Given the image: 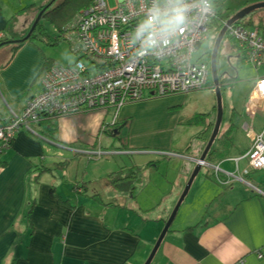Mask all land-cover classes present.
<instances>
[{
	"label": "crops",
	"instance_id": "1",
	"mask_svg": "<svg viewBox=\"0 0 264 264\" xmlns=\"http://www.w3.org/2000/svg\"><path fill=\"white\" fill-rule=\"evenodd\" d=\"M50 1L0 0V38L22 39ZM30 43L14 53V43L0 48V120L19 114L41 91V71L51 62ZM185 96L147 92L121 108L116 128L107 123L111 110H93L20 129L0 168V264H144L167 213L152 218L146 212L152 206L130 201L129 207L133 196L120 193L129 190L115 188L108 177L120 172L129 181L127 173L152 167L157 158L180 159L185 169L188 160L194 168L209 136L207 127L184 124L191 117L180 113ZM245 102L239 114L249 144L235 145L236 155L226 160L206 162L194 215L170 226L151 264H264V169L243 174L247 163L234 160L250 147ZM235 114L222 121L221 133ZM213 119L208 114L207 121ZM63 162L68 166L59 167ZM213 166L230 175L220 174L225 183L215 179ZM113 199L120 202L112 205Z\"/></svg>",
	"mask_w": 264,
	"mask_h": 264
},
{
	"label": "built area",
	"instance_id": "2",
	"mask_svg": "<svg viewBox=\"0 0 264 264\" xmlns=\"http://www.w3.org/2000/svg\"><path fill=\"white\" fill-rule=\"evenodd\" d=\"M175 6L172 0H116L113 7L107 0H93L63 29L76 56L73 64L43 72L40 93L27 99L19 114L12 112L8 122L0 121V140L8 141L20 127L33 131L30 125L43 116L61 118L111 110L109 125L113 126L121 108L140 101L147 92L158 97L187 95L206 87L210 65L194 61L193 55L208 40L216 16L209 0H181L179 6L187 9L184 24L164 33L162 23L157 22L141 34L153 10L159 9L164 19L163 13ZM237 22L228 26L225 34L235 41L247 65L264 67V35ZM150 39L156 41L155 46H149ZM245 112L250 120L244 125L250 147L234 159L236 164L247 161L243 174L264 169V126L256 132L253 125L258 113L264 117V76L255 79ZM212 168L220 183L226 182L221 173L230 177L218 166Z\"/></svg>",
	"mask_w": 264,
	"mask_h": 264
},
{
	"label": "rangeland",
	"instance_id": "3",
	"mask_svg": "<svg viewBox=\"0 0 264 264\" xmlns=\"http://www.w3.org/2000/svg\"><path fill=\"white\" fill-rule=\"evenodd\" d=\"M218 1V10L222 17L229 18L234 15L237 11L242 9L247 5H252L255 3H259V0H217ZM63 0H55L54 6L62 3ZM108 5L110 7L115 6L116 0H107ZM70 7V6H69ZM65 7L66 9L69 8ZM43 9V8H42ZM40 11V9H39ZM38 11V13H39ZM76 15V14H75ZM74 15V16H75ZM73 16V17H74ZM69 19L66 25L73 19ZM53 19V17L51 18ZM243 25L249 29H254L257 24L264 25V8L257 9L256 12L246 19H242ZM40 25L43 27L45 32L49 35V38L46 40H41L38 37H35L33 40H30V44L34 47H37L44 58H47L51 63H48L45 68L41 71V76L45 70L52 66L56 67H69L73 64L76 56L72 55L70 47L66 41L58 40L57 31L52 26L49 18H41L39 21ZM65 25V26H66ZM218 27L214 24H211L209 30V38L207 41L203 42L198 49L195 51L193 58L196 60H203L210 65V60L208 55L211 52L214 39L217 35ZM27 34V33H26ZM9 46V45H7ZM11 46V45H10ZM237 45L234 40L230 39L227 34H224L223 39L220 43L218 53H217V72L219 75V83L221 85V95H222V107H223V123L224 124L233 111L235 114L233 122L237 128V136L235 137V145L237 148H244L249 143L247 139L242 134L243 129L241 130V116L239 114L241 110L242 104L247 99L249 92L251 91L254 81L256 78L264 76V67H253L247 65L244 61V55L240 50H237ZM4 49H8L5 47ZM238 54L241 56L237 58ZM83 62L86 61L83 59ZM40 76V77H41ZM212 78L211 75L208 79V82L211 84ZM208 83V84H209ZM213 90V85H207L201 90L191 92L185 96L184 103L181 107L180 113L185 115H194L198 113H207L216 117V99L215 93ZM108 122L110 121V115L107 117ZM254 130L256 132H260L264 126V117L261 114H257L254 120ZM113 129V128H112ZM221 133V130H219ZM182 136V134H179ZM188 135L183 134L182 137ZM250 146V145H249ZM157 158L153 159L154 165L152 167L144 166V169L139 173L136 178H129V186L130 190L127 192H120L121 194H128L134 197L132 200H128V206L131 207L137 202L138 206H152L148 212L149 216L154 218L156 213H164L166 211L167 217L169 218L174 206L176 205L184 187L186 184V173L190 176L193 169L191 168V163L186 160L184 163L186 165L187 172L185 171L184 164L180 159H172L169 162H166L164 159ZM247 163L245 159H242ZM84 160H81L80 168ZM114 163L117 166H120L119 160H114ZM154 166V167H153ZM208 167L202 166L200 173L194 178L192 185L181 203L177 214L171 224L172 228L176 226L174 224L175 221L178 220L179 217L184 216H192L194 215V210L192 208V203L200 202L202 199H197L195 197V193L197 189L201 187L199 181L205 178V174L208 172ZM133 171H137V168H134ZM185 174V176L182 175ZM126 177V174H123ZM117 186H121L124 190L128 183L125 180L117 183ZM120 188V187H119ZM91 190V189H90ZM103 200H106L107 194L102 193ZM193 200V201H192ZM120 199H113L112 205L119 203ZM134 208V207H133ZM196 213V212H195ZM198 213V211H197ZM165 221V219L163 218ZM165 224V223H164ZM162 230V229H161ZM161 232V231H160Z\"/></svg>",
	"mask_w": 264,
	"mask_h": 264
},
{
	"label": "trees",
	"instance_id": "4",
	"mask_svg": "<svg viewBox=\"0 0 264 264\" xmlns=\"http://www.w3.org/2000/svg\"><path fill=\"white\" fill-rule=\"evenodd\" d=\"M92 1L93 0H63L62 3H59V4L55 5V6H54V2H55L54 1L53 4L49 8H47L45 10V12L42 14L41 18H49L52 26H54V28L56 29V31L58 33L56 39L58 40V38H59L60 40L65 41L64 34H63V29H64L67 21L69 19H71L75 14L79 13L80 11H84L87 8H89L90 5L92 4ZM209 1L211 2L214 10L216 11V16L212 20L211 24L216 25L218 27V31L217 32H219V30L223 26V22L225 20L229 19V16H227V17H222L221 16V14L219 13V10H218V6L219 5L217 4L218 3L217 0H209ZM67 6L68 7L70 6V7L68 9H66V11H65L64 9ZM44 7L45 6L41 7L40 10L42 8H44ZM255 12L256 11H254L251 14H249L248 16L254 14ZM248 16H246V17H248ZM52 17H53V19H51ZM246 17L244 19H246ZM237 23L243 24L242 20L238 21ZM245 26H248V24H246ZM254 29H257L262 35H264V25L262 26L261 24H257V26ZM35 37H38L39 39H41L43 41L49 38V35L45 32V30L40 25V23L37 24L35 30L31 33V35L29 36V38L27 40L21 41L18 44H13V47H11V52L14 53L25 42H30V40H33ZM4 41H7V39H3V37H1L0 38V43H2ZM208 57H209V55H208ZM48 63L49 62H47L46 65ZM45 66H44V68H45ZM211 84H212V81H211ZM232 112L230 114V117H233V115H234V113L232 114ZM207 116H208V114H205V113L195 114V115L191 116L190 118H188L186 121L184 120L185 121L184 124H187L190 127L191 126L192 127L203 126V130H205V128L207 127L208 128V136H210V133H211V130H212L213 124H214V119L209 123L207 121ZM9 119L7 121H5V120H0V121L6 123V122L9 121ZM53 119H56V118L55 117H50V116H43V117L40 118L38 123L39 124L43 123V122L44 123L45 122L46 123H50L51 120H53ZM249 121L250 120H248L246 123H248ZM115 124H114V128L118 127L119 124H117V125H115ZM30 128L32 130V124L30 125ZM243 128H244V126H243ZM20 129H23V127H20L14 133L12 138L9 139L8 141H1L0 140V168L4 167V165L6 164V160L4 159V157H5L6 153L11 149L12 143L14 141V137H15L16 133ZM236 131H237V128L235 126V123L233 121H230L226 131H224L221 134L218 133V136H217L216 140L214 141V143H213L211 149L209 150V152H208V154L206 156V159H205V161L208 164L209 163H213V162H219L221 160H226L229 157H231L232 155H236V153H235L236 146H235V141H234L235 140V132ZM207 141H208V139H207ZM205 145H206V143L204 144V147H205ZM239 152H240V150H239ZM58 166L65 168V167L68 166V163L67 162H63L61 164H58ZM143 169L144 168H140L137 171H132V173H127V174H130V176H132V178H136ZM42 172H44V171H41L40 173H42ZM40 173H37V175H34L33 180L35 182L38 181ZM119 173L120 172H114V173L109 175L108 178L110 179V183L113 184L114 186H116L115 188H118V189L121 190L122 187L121 186H117V183L121 182L122 180H125L128 183V186L124 190H130L131 189L130 186H129L130 182L128 181V179H126V177L120 176ZM74 188L78 189V188H81V187L75 185ZM133 197H134V195H133Z\"/></svg>",
	"mask_w": 264,
	"mask_h": 264
},
{
	"label": "water",
	"instance_id": "5",
	"mask_svg": "<svg viewBox=\"0 0 264 264\" xmlns=\"http://www.w3.org/2000/svg\"><path fill=\"white\" fill-rule=\"evenodd\" d=\"M55 0H51L47 5H45V7L43 9H41L39 11V13L37 14L35 20L33 21L30 29L28 30L27 34L20 40H10V41H4L2 43H0V47L5 46V45H10L12 43L14 44H18L21 41L27 40L29 38V36L31 35V33L35 30L37 24L39 23L42 14L45 12V10L47 8H49L53 2ZM260 8H264V0L260 1L259 3H255L252 5H248L242 9H240L239 11H237L234 15H232L229 19H227L226 24L222 26V28L219 30V32L217 33L214 42H213V46L211 49V57H210V75L212 78V85H213V92L215 93V99H216V117L214 119V124H213V128L211 130L210 136L208 138V141L199 157V159L195 160V166L193 168V171L191 172L190 176L188 177L185 187L176 203V205L174 206L169 218L165 221L164 227L159 235V237L157 238L155 244L153 245V248L148 256V258L146 259V261L144 262V264H151V262L153 261L156 252L158 251L160 244L162 242V240L164 239L165 235L167 234L176 214L177 211L181 205V203L183 202L184 198L186 197L192 182L194 180V178L198 175V173L200 172L203 163L205 162L206 156L209 152V150L211 149L214 141L216 140L219 130H220V126L222 123V119H223V107H222V95H221V90H220V83H219V76H218V72H217V53H218V49L220 46V43L223 39V36L226 32V29L228 26H230L231 24L240 21L242 19H244L246 16H248L249 14L253 13L254 11H256L257 9Z\"/></svg>",
	"mask_w": 264,
	"mask_h": 264
},
{
	"label": "clouds",
	"instance_id": "6",
	"mask_svg": "<svg viewBox=\"0 0 264 264\" xmlns=\"http://www.w3.org/2000/svg\"><path fill=\"white\" fill-rule=\"evenodd\" d=\"M172 2L177 6L171 8L170 12L165 11L163 13L164 19L161 18L162 14L160 13L159 9L153 10L152 15L149 16L148 20L142 26L141 34L144 30L152 28L154 24L157 22L162 23L163 25L162 32L164 33L175 30L176 28L180 27L182 24L185 23L184 13L186 12L187 9L185 7L179 6L181 0H172ZM155 44L156 41L154 39H150L149 46L152 47L155 46ZM140 54L143 55L144 53L141 52Z\"/></svg>",
	"mask_w": 264,
	"mask_h": 264
},
{
	"label": "flooded vegetation",
	"instance_id": "7",
	"mask_svg": "<svg viewBox=\"0 0 264 264\" xmlns=\"http://www.w3.org/2000/svg\"><path fill=\"white\" fill-rule=\"evenodd\" d=\"M260 1H262V0H259L258 2H260ZM248 6V5H247ZM246 7V6H245ZM244 8V7H243ZM210 57H211V52H210V54H209V59H210ZM219 76V75H218Z\"/></svg>",
	"mask_w": 264,
	"mask_h": 264
}]
</instances>
